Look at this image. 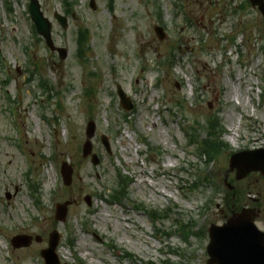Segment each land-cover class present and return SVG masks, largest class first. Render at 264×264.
<instances>
[{
	"label": "rangeland",
	"instance_id": "374dc122",
	"mask_svg": "<svg viewBox=\"0 0 264 264\" xmlns=\"http://www.w3.org/2000/svg\"><path fill=\"white\" fill-rule=\"evenodd\" d=\"M38 2L62 60L33 35L28 0H0V264H43L52 231L62 264H206L209 226L254 207L249 197L264 190V181L237 183L228 168L233 154L264 147V15L247 0ZM210 118L220 138L206 164L196 143ZM90 121L96 165L82 157ZM62 165L72 169L69 186ZM116 170L131 181L129 197L110 206L101 197ZM64 202L72 205L59 224L55 207ZM139 204L163 219L153 225ZM179 224L191 227L187 240L174 232ZM17 235L40 241L13 250Z\"/></svg>",
	"mask_w": 264,
	"mask_h": 264
},
{
	"label": "water",
	"instance_id": "95a60500",
	"mask_svg": "<svg viewBox=\"0 0 264 264\" xmlns=\"http://www.w3.org/2000/svg\"><path fill=\"white\" fill-rule=\"evenodd\" d=\"M252 6H258L261 13H264V3L262 0H250ZM92 8L94 9L93 5ZM28 12L32 23L36 28V32L41 36L47 47L53 50L50 39L51 25L45 19L40 11L37 0H29ZM55 19L60 23L62 28L66 27L65 19L55 15ZM158 38L162 40L163 34L161 30H156ZM61 54L60 58L64 59V51L58 50ZM118 96L121 106L129 111L131 107H127L128 100L120 91ZM94 124L90 122L87 125L86 137L91 139L94 135ZM91 152L90 143L87 141L82 150L83 157H87ZM93 164H96V158L92 157ZM230 168L237 170V180L243 179L250 172H260L264 175V150L254 152L240 153L233 156L230 160ZM70 169L65 167L62 169V176L65 185H69L71 181ZM68 203L57 206L56 220L64 221L66 218ZM252 213L243 210L240 214L230 218L222 227L212 226L209 231V245L206 249L209 261L207 264H264V234L258 232L253 226ZM31 238L19 236L12 240L14 249L26 248L30 245ZM59 243V235L52 233L49 236V244L46 250L41 251L40 256L44 264H60L56 256V248Z\"/></svg>",
	"mask_w": 264,
	"mask_h": 264
},
{
	"label": "trees",
	"instance_id": "16d2710c",
	"mask_svg": "<svg viewBox=\"0 0 264 264\" xmlns=\"http://www.w3.org/2000/svg\"><path fill=\"white\" fill-rule=\"evenodd\" d=\"M86 33L81 34V39L80 42L84 39ZM82 46H83V42H82ZM213 129H215L214 123H209V127H208V131H209V138L200 143L199 147L201 148V155H204L205 157H207V159H209L210 155L212 153H216L217 148L214 147V144L218 141L219 136L216 137V135H213L211 133V131H213ZM157 154V157H161L162 155H159L160 153H158L156 151L155 155ZM128 186H129V182L128 179L126 177H123L121 175L120 172L117 173V181L115 182L114 188L111 189L109 191V194L107 195L108 197H110L114 202H120L123 199H126L128 196ZM157 212L154 211L153 215H156ZM154 220L156 218H153ZM181 232L187 234L188 230L186 228L181 229Z\"/></svg>",
	"mask_w": 264,
	"mask_h": 264
},
{
	"label": "flooded vegetation",
	"instance_id": "af4514ba",
	"mask_svg": "<svg viewBox=\"0 0 264 264\" xmlns=\"http://www.w3.org/2000/svg\"><path fill=\"white\" fill-rule=\"evenodd\" d=\"M247 180L249 181V184H247V188L248 186L251 187V185H259V183L261 181H264V177H261L260 174L258 173H252L247 177ZM264 183V182H263ZM264 190L261 193H257L255 198H250L249 197V202L250 204H252L254 207L250 206L249 204L247 206H245L246 208L249 209H253L255 210V225L256 227L261 230L262 232H264V213H262V210L257 207L260 203H264ZM263 198V200H262ZM264 211V209H263Z\"/></svg>",
	"mask_w": 264,
	"mask_h": 264
},
{
	"label": "bare ground",
	"instance_id": "6f19581e",
	"mask_svg": "<svg viewBox=\"0 0 264 264\" xmlns=\"http://www.w3.org/2000/svg\"><path fill=\"white\" fill-rule=\"evenodd\" d=\"M230 98H237V99H238V98H239V96L235 97V96H234V95H232V93H231V96H230ZM232 125H233V123H232ZM230 130H232V131H233V133H234L233 140H235L237 131H236V129H234V127H233V126H230Z\"/></svg>",
	"mask_w": 264,
	"mask_h": 264
}]
</instances>
